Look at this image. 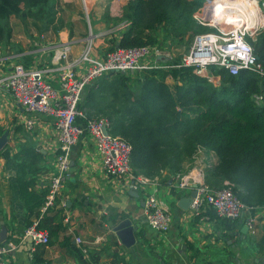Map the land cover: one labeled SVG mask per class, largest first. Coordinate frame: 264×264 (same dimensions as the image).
<instances>
[{"label":"crops","instance_id":"0c3cea01","mask_svg":"<svg viewBox=\"0 0 264 264\" xmlns=\"http://www.w3.org/2000/svg\"><path fill=\"white\" fill-rule=\"evenodd\" d=\"M128 1L84 0V4L83 0H55L56 21L62 23L57 33L48 30L39 34L30 26L25 30L19 20L10 21L11 37L0 43V47L7 48H0V77L23 68H43L49 70L47 79L57 89L58 73L65 63L58 60L60 48L69 45V61L76 62L91 36L94 37L92 55L104 56L109 52L105 40L111 38L115 46L127 25L115 18L122 15ZM155 33L157 47H161L166 55L157 61L159 66L178 63L189 47H183L184 51L181 49L186 38L172 39L162 27ZM147 62L152 63V60ZM85 68L81 65L79 71ZM140 72L123 74L130 87L136 85ZM104 78L109 81L114 76ZM167 83L176 84L172 79ZM83 92L86 97L87 89ZM95 100L83 101L87 104V112H94L89 109ZM95 117L103 116L89 118ZM28 119L32 121L30 129L25 127L24 121ZM77 124L83 127L81 121ZM5 134L7 142L0 151V230L2 227L6 230L4 243L15 244V249L3 256L6 264H97L102 261L121 264H264V207L258 209L256 224L251 230L244 221L217 218L209 208L201 215L193 216L189 209L185 211L178 207L179 200L189 194L176 189L175 176L169 178L163 173L161 177L148 179L150 182L139 190H133L126 179L107 178L101 157L86 134L73 147L68 176L54 207L47 212L48 217L56 218L50 222L52 230L55 231L58 224L62 228L49 236L48 244H34L24 238V232L28 228L27 221L34 223L38 219L34 215L26 219L13 157L27 149L28 156L20 155V159H25L23 161L31 166V171H27V178L33 179L31 189L37 193L47 191L50 177L55 173L54 157L59 154L53 122L46 116L29 118L20 106L0 91V138ZM205 157L204 174L216 164V158ZM145 194H154L159 206L163 205L171 214L172 221L166 233H156L146 224L143 216ZM124 220L131 221L134 227L131 245H126L115 230Z\"/></svg>","mask_w":264,"mask_h":264},{"label":"trees","instance_id":"16d2710c","mask_svg":"<svg viewBox=\"0 0 264 264\" xmlns=\"http://www.w3.org/2000/svg\"><path fill=\"white\" fill-rule=\"evenodd\" d=\"M205 1L129 0L118 20L127 25L115 46H157L155 32L160 27L178 41L199 34L202 30L193 14ZM257 1L264 14V0ZM56 14L55 0H0V43L11 37V16L21 21L25 30L30 26L41 34L48 30L57 33L62 28ZM247 41L264 68V29L255 42ZM178 63L140 72L132 87L122 73L111 75L114 78L109 81L102 78L85 88L88 95L84 97L83 92L79 108L88 118H107L109 133L131 145V167L136 176L153 179L164 172L170 178L187 172L185 165L197 148H203L217 159L205 170L206 184L217 189L228 182L244 204L264 207V78L248 71L231 75L211 65L207 76L218 79L214 85L207 77L196 75L192 67H175ZM168 79L176 84H168ZM92 98L96 100L89 110L95 113L87 112V104H83ZM28 154L23 149L13 157L19 198L26 219L34 215L36 228L52 236L62 227L58 224L52 230L50 222L55 216L40 214L47 191L31 189L33 179L27 178L31 166L20 159ZM32 224L26 222L27 227Z\"/></svg>","mask_w":264,"mask_h":264},{"label":"built area","instance_id":"2783aa9c","mask_svg":"<svg viewBox=\"0 0 264 264\" xmlns=\"http://www.w3.org/2000/svg\"><path fill=\"white\" fill-rule=\"evenodd\" d=\"M255 1L259 7L258 1ZM255 23L256 28L264 27V22L260 24L261 22L256 19ZM207 25L211 26V31L195 35L175 67H192L196 75L207 77L209 80H213V77L207 76V67L211 65L224 69L231 75L248 71L264 78V68L259 64L253 47L247 41L249 30L246 25L239 23L218 25L212 22ZM92 45V39L89 37L76 62L69 61V45L60 48L58 60L65 63L58 73L57 89L47 79L49 70L43 68H23L0 77V91L6 93L16 105L20 106L29 118L40 115L51 118L53 122L59 154L54 157L55 173L48 183L47 193L40 208L41 216L54 207L63 181L70 170L71 151L83 134L88 135L92 140L101 157L102 169L107 178L126 179L130 181L133 190H139L150 182L134 174L131 167L132 147L127 141L109 133L110 121L105 117L88 118L79 108V102L86 87L106 76L169 68L168 65L159 66L157 62L166 55L157 46L132 48L115 46L104 56L97 57L92 55ZM150 59L152 63L148 64L147 61ZM77 65L78 67L75 68ZM81 65L86 66L84 71H79ZM256 99L259 100L258 97ZM77 121H81L83 127L79 126ZM24 122L26 129H30L32 121L28 119ZM104 131L107 133L105 134ZM198 154L201 159L199 162H196L187 173L175 176L176 189L179 192L188 194L195 192L189 206L191 214L199 216L209 208L217 218L241 220L249 230L253 229L257 220V211L263 207L244 204L235 195L233 186L228 182H224L223 186L217 189L206 184L203 161L206 155L212 159L216 157L212 151L203 148H197L194 155ZM143 204V216L149 228L159 234L166 233L172 221L171 214L160 208L154 194H145ZM37 223L34 222L25 230L24 238L30 239L34 244L46 245L49 243V235L43 230H38ZM14 249V243H4L0 238V264H6L3 256ZM97 264L121 263L102 261Z\"/></svg>","mask_w":264,"mask_h":264},{"label":"rangeland","instance_id":"374dc122","mask_svg":"<svg viewBox=\"0 0 264 264\" xmlns=\"http://www.w3.org/2000/svg\"><path fill=\"white\" fill-rule=\"evenodd\" d=\"M217 1H219V3L223 2L222 0L205 1L203 7H201L198 11H196L193 14V19L195 20V22L199 26V28L202 30V32L199 33V34H204V33H207V32H210L211 31V26L207 25L208 23L211 22V21L208 20V18L213 19L212 17H215V15L217 16V13H219V12H223L224 13L225 12L224 5H223V7L221 6L220 9L218 8L219 6H217V5L215 6V2H217ZM239 3H241V2H239V1H230V3H228V5L230 6L229 8H233V10L235 11V9H236L235 6H237ZM246 3H248V2H246ZM254 3H256V2H254ZM210 4H212V5H210ZM84 7H86V5ZM257 8L259 10V13L264 17V14L262 13L261 7L259 6ZM218 9H219V12H218ZM242 10H245V9H242ZM249 13L246 14V13H243V12H239V13H236V14H232L233 17H230L229 16V19H230L229 23H236V22H238L237 21L238 17L240 18V20H243L244 19L245 22L244 21L243 22L240 21V22L242 23V25H246L247 28H248V30H249L248 31L249 32V35H248L247 39L250 42H255L257 36L261 33V31L264 29V27L256 28V26H255V24H256L255 23L256 22V18H255V16H254L253 13L251 15H249ZM234 15H235V18L237 17V19L234 18ZM120 18H121V16L119 18L116 17L115 19L118 20ZM9 20L13 23V22H16V20H18V19L15 18V17H13V16H11ZM27 35L31 38V35L29 33H27ZM195 35H198V34H194V35L191 34L190 37H187L186 40L182 42L181 49H183V51H184V48H187V46L190 45L191 40L193 39V37ZM90 38L91 39H94V37H91V36H90ZM105 43L107 45V48H109V49H107L108 51L114 47V45L112 44L113 43V40L111 38L108 39V40H105ZM92 44H93L92 47L94 48V42L93 41H92ZM0 48L1 49H4V50L7 49L6 47H3V46L0 47ZM161 50H162V48H161ZM26 58H31V57L30 56H27ZM209 81H211L214 85H217V83H218V79L217 78H213V80H209ZM135 94H137V91H135ZM118 137L121 138V139H123L120 136H118ZM200 160H201L200 159V154H198L197 156H195V155L192 156L191 161L185 165V168L187 169V171L190 168H192L196 162H199ZM216 161H217V159H216ZM185 173H187V172H184L182 174H185ZM160 208L162 210H165V207L163 205L162 206L160 205Z\"/></svg>","mask_w":264,"mask_h":264},{"label":"bare ground","instance_id":"6f19581e","mask_svg":"<svg viewBox=\"0 0 264 264\" xmlns=\"http://www.w3.org/2000/svg\"><path fill=\"white\" fill-rule=\"evenodd\" d=\"M234 1H239V2H244V3H239L237 6H235V8H236L235 11L233 10V8H229L230 6L228 5V3H230V1H223L221 3H218L217 6H219L218 7L219 9H220L221 6L223 7V5H224L225 12L224 13L223 12H219V9H218L219 13H217V16L215 15V17H212L213 19L208 18V20L211 21L212 23H215V24H218V25L227 24L230 21L229 16L233 17L232 14H236V13H239V12H243V13L248 14L250 12L249 15H251L253 13L255 18L259 22H261L260 24H262L264 22V17L259 13L257 5L252 3V2H256L255 0H249V1L234 0ZM246 2H248V3H246ZM242 9H245V10H242ZM234 18H235V15H234ZM235 19H237V17ZM237 21L239 22V25L242 24L240 21H242V22L244 21L245 22L244 19L240 20L239 17H238ZM238 22H236V23H238Z\"/></svg>","mask_w":264,"mask_h":264},{"label":"water","instance_id":"95a60500","mask_svg":"<svg viewBox=\"0 0 264 264\" xmlns=\"http://www.w3.org/2000/svg\"><path fill=\"white\" fill-rule=\"evenodd\" d=\"M104 133L106 134L107 132L104 131ZM6 137L7 135L5 134L0 138V151L3 149L7 142ZM194 195L195 192L193 191L189 194L188 197L180 199L178 202V207L185 211L188 210L191 204V199L194 197ZM115 230L119 233V236L123 239L126 245H131L134 243V227L131 221L124 220L120 222L115 228ZM0 238L1 241H4L6 239V230L3 227L0 230Z\"/></svg>","mask_w":264,"mask_h":264}]
</instances>
